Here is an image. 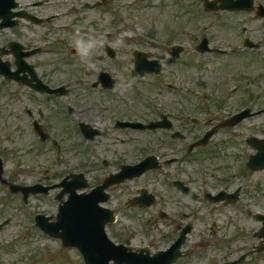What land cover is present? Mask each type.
Returning <instances> with one entry per match:
<instances>
[{
    "label": "rangeland",
    "instance_id": "1",
    "mask_svg": "<svg viewBox=\"0 0 264 264\" xmlns=\"http://www.w3.org/2000/svg\"><path fill=\"white\" fill-rule=\"evenodd\" d=\"M85 1L93 0H56L53 9L72 10L74 6L76 9ZM125 1L115 0V6L110 7L111 13L104 20L107 29L116 21L113 17L116 10L118 14H122L121 18L126 25L131 24L140 31H153L151 33L156 37L166 40L178 39L193 43L196 34L198 37L199 34H208L215 42L222 43V47L237 48L242 47L244 37L249 36L254 41L261 42L262 47L245 48L233 56L219 54L199 57L197 53L189 51L182 57L187 62H194L189 66L166 55L164 50L154 51L153 55L164 61V70L160 77L146 75L136 79L131 75V67L134 66L131 51L139 46L137 42L118 48L124 53L122 58L117 59V66L114 64V67L108 59L107 62L104 61V56L97 57L99 63L95 53L90 58L87 57L88 59L81 54L83 50L89 52L88 48L99 50L102 43L97 38L90 34L67 31L66 37L76 39L74 46L82 50L80 54H70L72 46L67 43L69 48L66 55L39 53L33 59L43 62L40 71L49 78L51 86H59L63 81L66 84L73 83L68 94L48 96L0 76V104L4 103L0 110V151L9 159L10 170L16 164H23V168L31 166V170L24 172L19 178L16 175L11 177L16 182L34 183L42 180L44 184H54L61 180L60 175L84 172L91 186H95L110 172H117L122 164H134L156 151L163 163L168 159L177 162L166 165L163 173L147 172L110 190L112 199L106 205L116 210L118 221L107 229L115 241L129 240L136 246L151 242L152 250L155 251L175 237L174 234L168 238L178 211L191 214L193 208L196 210L195 214L184 219L186 222L189 218L196 219L190 240L213 239L217 236L232 238L233 235L238 236L235 239L252 238L260 226L255 213L264 212V170L252 172L248 167V160L255 153L248 139L251 136L264 137L262 20L249 12L202 10V3L199 4L201 0H153L150 8H144L145 5H126ZM256 1L264 4V0ZM89 14L94 12L90 11ZM79 18L76 15L62 16V22L84 25ZM22 31L29 34L27 27ZM5 32H0V43L7 37L3 34ZM49 36V33L45 36L42 30L35 27L30 38L38 43ZM82 42L95 46H83ZM187 45L188 49L192 48L191 44ZM60 56V59L68 61H59ZM95 62H98L96 67L93 65ZM100 70L116 77L115 91L105 89L98 83L93 86L92 82L98 79ZM169 83L198 90L200 99L196 100L187 92L169 88ZM205 92L212 96L209 100L202 101L201 97ZM151 97L160 102L163 112L173 111L175 117L172 119L177 131L183 133V136L187 133V136L181 139L168 138V133L166 135L163 131L116 128L115 119H138L145 123L158 119L159 116L155 117L150 112ZM184 99L189 101H183ZM248 105L254 113L236 127H220L208 145L189 152V143L194 138L203 136L211 127L219 126L229 117L227 114ZM70 107L73 111L68 113ZM179 112L198 116L206 120V125L195 126L183 118L179 122ZM34 118L43 123L44 129L51 135L49 140H41L34 130ZM76 121L89 122L100 128L102 134L88 141L82 136ZM181 133H177V136L180 137ZM182 141L187 144L183 150L180 144ZM105 160H108V164H105ZM193 175L208 179L209 190L213 192H217L218 187L226 183L231 185L232 190L243 185L239 203L231 208L232 206L212 205L205 199L191 200L178 193L171 184L174 179H190ZM141 187H147L156 194V205L141 209L128 204V199ZM4 189L0 183V221L12 217V222L0 231V238L9 236L20 240L7 245L6 249L2 248L0 242V254L12 253L11 263L25 262L27 258L35 256L36 264H84L78 250H62L60 243L48 240L43 232L36 227L30 228V224H27L28 221L33 222L36 210L46 214L56 212L57 201L53 196L57 189L48 196L32 197L28 205V210L33 211L31 213L24 211L19 195L6 196ZM212 209L214 214L209 215V210ZM162 210L167 211L170 216L162 218ZM205 215H208L207 218ZM214 220L219 223L220 228H216L214 235L210 236V223Z\"/></svg>",
    "mask_w": 264,
    "mask_h": 264
},
{
    "label": "flooded vegetation",
    "instance_id": "2",
    "mask_svg": "<svg viewBox=\"0 0 264 264\" xmlns=\"http://www.w3.org/2000/svg\"><path fill=\"white\" fill-rule=\"evenodd\" d=\"M23 1H25L26 3H24ZM114 1L115 0L85 1L82 5L76 7V9L74 6L72 10L62 9L57 11L53 9L56 5V0H19V8L17 9V11L23 12V17L20 18L19 25L9 24V26L4 29V31L6 32L3 34H6L7 37L2 43H0V53H4L3 59L11 65L12 63H15L16 55L20 52L13 50L14 41L25 45V47L27 48H34L42 43L48 44L50 42V37H53L52 43L55 47L57 55H61L66 52V50L69 48V46L66 45L67 43L72 46L71 51H73V49L79 50L76 48V46H74V44L77 43L75 41L76 39L73 37H66V32L72 31L73 33L77 34H90L91 37L97 38V40L102 43V47H100L99 50L97 48H89V52L95 53L98 56H104L106 58V60H104L105 62H107L108 59V62L112 64L114 63L117 66V59L120 55H122V51L117 47V41L119 37L124 33V25L121 18L122 14H118L115 10L113 17H115L116 21L113 23V25L110 26V29H107L108 26L104 21L108 18L107 15L111 13L110 7L115 6ZM142 2L143 0H126L124 4L139 5ZM90 11H93L94 14H89ZM32 15L39 18H46L49 23H52L44 32L45 36L47 35V33L50 34V36L46 40L34 43L35 40L30 38L31 34L33 33V29L35 27L38 28L39 26L34 22L29 21V17H31ZM71 15L80 16L79 21L83 22L84 25L62 22V16ZM25 27L29 29V34H27L25 31H22L23 29H25ZM170 43L171 40H168L167 42L161 43V46H158L156 49V46H154L150 42V40L138 41L139 47H142L149 51L158 50L159 52L163 50L167 51ZM108 44H110L111 48H113V52L115 53L114 57L107 56L106 52ZM81 45H90V47L95 46L94 44H88L86 42H82ZM2 49H4V51H2ZM98 62H95L94 64L98 65ZM35 65L37 67H41L43 65V62H36ZM98 67L101 68V66ZM170 137L172 138V135H170ZM180 144H182V142ZM191 213H194V211L192 210ZM188 216H190V214H187L185 211H178V214L174 216L175 221H173L171 224L172 232L170 233V237H172L174 234V236H176V233L179 234L181 229L187 225V222L184 221V219ZM194 228L195 222L193 230ZM193 230L189 236H192V234L194 233ZM235 238L236 237L226 238L217 236L216 238L205 240L196 238L193 241L188 238L185 245L183 246L185 253L194 249V251H197L196 247L200 243L203 245L202 250H198L197 253L191 254L189 256L185 254L184 257L180 258L174 264H227L229 262L235 261H237L238 264H264V250H262L261 248L262 244H264V240L262 238L257 237V235H254L250 239ZM172 241L173 238H170L169 242L162 246L161 249L167 248L172 243ZM10 258L11 254H0V264H5V260H9ZM18 264H36V260L33 258H27L25 262L19 261Z\"/></svg>",
    "mask_w": 264,
    "mask_h": 264
},
{
    "label": "water",
    "instance_id": "3",
    "mask_svg": "<svg viewBox=\"0 0 264 264\" xmlns=\"http://www.w3.org/2000/svg\"><path fill=\"white\" fill-rule=\"evenodd\" d=\"M224 4L219 8L222 9H253V0H242V4L237 5L233 0H224ZM218 8V7H212ZM264 12H259V14ZM207 45V40L202 43V46ZM109 86H113V82H108ZM245 115H236L231 121L230 125H235ZM122 125H133L124 123ZM163 124L154 123L148 127L154 128ZM144 127L143 125H133ZM209 132L204 139V143L212 135ZM251 144L258 149L257 154L253 155L249 161L250 167L253 170L264 168V140L252 137ZM156 157H148L142 163L136 166H125L124 170L119 174H112L104 180V183L89 193L78 194L77 189L87 187L89 184L85 180L84 175H73L71 182L65 181V190L61 193L62 196L65 192L70 191V198L60 207V213L56 222H48L49 218H38L39 225L50 235L57 236L63 239L65 245L77 246L85 257L87 264H169L172 260L166 256V252H160L154 256H149V250L142 248L140 252H133L124 245H115L108 237L105 227L107 223L115 221L114 210L105 208L100 205L101 202L107 201L110 195L106 194L105 189L113 184L120 183L126 178L139 176L146 170L157 167ZM179 190H188L182 181L175 182ZM23 188L25 196L33 192L36 188ZM18 188H16L17 190ZM50 188H46L48 192ZM132 203H139L141 205H151L155 202V197L143 189L142 196L134 198ZM264 221V216H260ZM189 230V229H188ZM187 231L183 232L184 236L180 237L176 245L181 246L182 238H185ZM264 234V229L262 230ZM146 252V253H145ZM111 260L114 262L111 263Z\"/></svg>",
    "mask_w": 264,
    "mask_h": 264
}]
</instances>
